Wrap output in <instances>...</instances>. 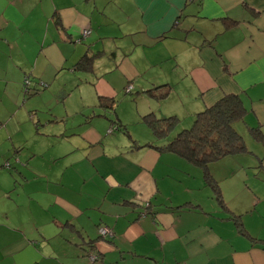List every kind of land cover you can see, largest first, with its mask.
<instances>
[{"label":"crops","instance_id":"crops-1","mask_svg":"<svg viewBox=\"0 0 264 264\" xmlns=\"http://www.w3.org/2000/svg\"><path fill=\"white\" fill-rule=\"evenodd\" d=\"M227 93L247 149L209 165L223 207L155 145ZM0 264H264V0H0Z\"/></svg>","mask_w":264,"mask_h":264},{"label":"trees","instance_id":"trees-1","mask_svg":"<svg viewBox=\"0 0 264 264\" xmlns=\"http://www.w3.org/2000/svg\"><path fill=\"white\" fill-rule=\"evenodd\" d=\"M227 24L229 25V23ZM84 61L91 63L92 57L86 56ZM160 87L151 88L148 92L158 99L167 96L169 90L157 91ZM104 101L105 99L101 98V104H104ZM110 101L106 106L113 108L116 101L114 99ZM245 112L246 108L240 95L227 93L214 104L198 112L190 127L182 128L167 142L155 145L175 152L182 158L202 167L205 181L213 188L218 203L223 207L226 205L220 187L218 182L213 179L208 168L210 163L215 160L246 151L247 146L244 137L234 125V122L243 118ZM143 118L158 138L167 137L179 120L176 116L157 117L154 112L146 114ZM254 134H256L255 131ZM184 204H187V202ZM237 224L239 229L244 232L241 223L237 221ZM100 238H102L101 235Z\"/></svg>","mask_w":264,"mask_h":264},{"label":"built area","instance_id":"built-area-1","mask_svg":"<svg viewBox=\"0 0 264 264\" xmlns=\"http://www.w3.org/2000/svg\"><path fill=\"white\" fill-rule=\"evenodd\" d=\"M90 31H91L90 28L83 29V31H82V37H85L88 34H90ZM82 37L78 38V40H81ZM25 82H26V85L29 84V82H30L29 81V78H26L25 79ZM131 89H132V84H129L126 87V90L127 91H130ZM117 128H118V124L117 123H114V124H112L109 127L108 131L109 132H112L113 130H115ZM5 164L6 165H9L10 163L9 162H6ZM144 213H146V211ZM99 232H100V235L102 236V239L111 238V237H113L115 235V231H114L113 227H111L109 225H104V224H102V225L99 226ZM99 257H100V254L98 252H92V253L89 254V259L91 261L98 260Z\"/></svg>","mask_w":264,"mask_h":264},{"label":"rangeland","instance_id":"rangeland-1","mask_svg":"<svg viewBox=\"0 0 264 264\" xmlns=\"http://www.w3.org/2000/svg\"><path fill=\"white\" fill-rule=\"evenodd\" d=\"M46 88H44L43 90H45ZM31 91V90H30ZM81 94L82 95H84V96H86V97H90V95L92 94V92H91V90H90V88H88L87 86H84V87H82L81 88ZM33 92V91H32ZM32 93H27L26 95H31ZM35 95V94H34ZM125 96H131L130 94H128V93H125ZM116 101L119 103L118 104V109H119V106H120V99L118 98V99H116ZM126 101V100H125ZM78 104V101H77V99H76V95H74L73 96V98L71 99V109H73V106H75V105H77ZM126 104V102L125 103H123V106ZM193 123V122H192ZM192 123H190L189 125H187L188 127L189 126H191L192 125ZM235 125V124H234ZM236 127V126H235ZM174 129H177V126L175 127V128H173V130ZM180 129H181V127H180ZM172 130V131H173ZM171 131V132H172ZM170 132V133H171ZM175 134V133H174ZM173 134V135H174ZM6 162V161H5Z\"/></svg>","mask_w":264,"mask_h":264}]
</instances>
